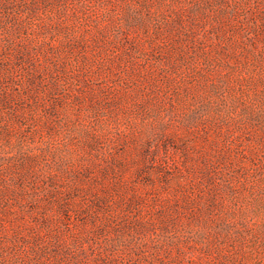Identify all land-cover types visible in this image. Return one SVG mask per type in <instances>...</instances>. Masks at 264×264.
Masks as SVG:
<instances>
[{"label": "rangeland", "instance_id": "374dc122", "mask_svg": "<svg viewBox=\"0 0 264 264\" xmlns=\"http://www.w3.org/2000/svg\"><path fill=\"white\" fill-rule=\"evenodd\" d=\"M0 264H264V0H0Z\"/></svg>", "mask_w": 264, "mask_h": 264}]
</instances>
